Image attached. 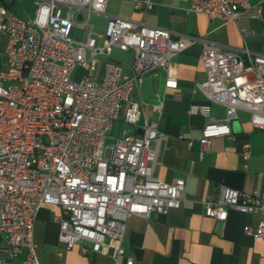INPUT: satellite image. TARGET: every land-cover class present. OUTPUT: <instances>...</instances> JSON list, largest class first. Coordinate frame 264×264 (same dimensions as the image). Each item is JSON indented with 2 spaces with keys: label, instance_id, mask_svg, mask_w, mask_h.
I'll list each match as a JSON object with an SVG mask.
<instances>
[{
  "label": "built area",
  "instance_id": "obj_1",
  "mask_svg": "<svg viewBox=\"0 0 264 264\" xmlns=\"http://www.w3.org/2000/svg\"><path fill=\"white\" fill-rule=\"evenodd\" d=\"M32 1L27 19L0 7L8 65L0 71V236L7 252L0 264H41L32 231L44 204L62 211L58 241L67 249L77 244L81 252L104 251L106 238L121 243L133 215L166 214L181 205L184 179L165 182L153 175L164 134L145 116L144 102L132 95L156 69L164 70L166 86L175 88L172 59L187 46L202 43L205 78L197 86L225 109L224 118L216 119L208 104L191 106L190 112L207 117L199 158L214 137L231 135L238 109L249 113L253 127L264 129V54L244 49L239 55L196 36L172 37L168 29L119 16H110L105 29L95 31L89 17L104 13L107 0ZM134 6L146 10L151 2ZM190 10L222 22L261 16V8L253 10L249 0H192ZM114 48L132 52V61L115 59ZM77 66L87 71L79 79L73 76ZM152 109L160 113L162 102ZM120 119L141 132L113 136ZM249 154L246 143L243 159ZM227 208L264 215V189L221 186L216 197L204 201V214L215 219L224 220ZM245 231L264 241V219Z\"/></svg>",
  "mask_w": 264,
  "mask_h": 264
},
{
  "label": "crops",
  "instance_id": "obj_2",
  "mask_svg": "<svg viewBox=\"0 0 264 264\" xmlns=\"http://www.w3.org/2000/svg\"><path fill=\"white\" fill-rule=\"evenodd\" d=\"M24 1L0 0V7L27 19L33 13L24 18L17 8ZM136 1L145 0H107L104 13L91 14L100 22H90L91 16L89 22L98 31L110 16H119L168 29L172 37L196 36L239 55L244 56V49L264 54V0H249L253 10L261 8L260 17L243 14L236 22L209 19L203 13L191 11L192 0H149L151 6L146 10L135 8ZM2 34L3 67L7 69L3 56L7 36ZM201 49L202 43L196 42L173 57L175 88L167 87L165 71L156 69L145 74L139 91L132 95L133 99L144 102L145 116L156 120L158 130L164 134L153 175L165 182L184 179L181 205L166 214L133 215L126 221L121 243L106 238L104 251L81 252L77 244L67 249L58 241V217L62 211L59 206L44 204L35 215L32 231L41 264H127L129 259L132 264H264V241L254 239L245 231L264 219V215L232 208L226 209L224 220L204 214L205 199L216 197L221 186L243 191L264 189V129L253 127L249 113L238 109L237 117L230 121L231 135L214 137L209 149L199 158L201 130L207 117L190 112L191 106L208 104L210 116L216 119L225 116L224 106L210 101L197 86L205 78ZM127 52L130 51L114 48L112 55L124 61L116 56ZM102 69L101 65L98 76ZM159 101L162 110L156 113L152 105ZM142 120L143 117L139 124ZM116 123L125 126L119 135L124 130L140 131L121 119ZM246 143L250 154L244 160L242 149ZM119 246L123 248L122 253H118ZM6 256V245L0 236V259Z\"/></svg>",
  "mask_w": 264,
  "mask_h": 264
},
{
  "label": "rangeland",
  "instance_id": "obj_3",
  "mask_svg": "<svg viewBox=\"0 0 264 264\" xmlns=\"http://www.w3.org/2000/svg\"><path fill=\"white\" fill-rule=\"evenodd\" d=\"M17 8L23 14L24 18H27V17H30L32 15V13L34 11V8H35V5L30 0H25L24 3H22L21 6L18 5ZM90 22H93V23L97 24L100 21H98L97 19H95L94 16H91L90 17ZM105 26L103 28H98V31H103L105 29ZM82 34H83V30L82 29H79L77 31L76 37L78 39H80L82 37ZM3 41H4V36L0 32V69H1V71L6 70V67H3L4 66V61L2 59V45H3ZM117 55L118 56H116V58H118L120 60H124L125 62H131L132 61V54L130 52H127V53H117ZM102 60H104V59H102ZM86 74H87V71L84 70L83 68H81L80 66H77L75 68L74 72H73V76H74L75 79H79V78L85 76ZM124 127H125L124 124H122V123H116L114 125V128L111 130V134L113 136L119 135L120 131Z\"/></svg>",
  "mask_w": 264,
  "mask_h": 264
},
{
  "label": "water",
  "instance_id": "obj_4",
  "mask_svg": "<svg viewBox=\"0 0 264 264\" xmlns=\"http://www.w3.org/2000/svg\"><path fill=\"white\" fill-rule=\"evenodd\" d=\"M139 132H141V131H139Z\"/></svg>",
  "mask_w": 264,
  "mask_h": 264
}]
</instances>
